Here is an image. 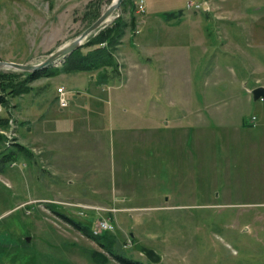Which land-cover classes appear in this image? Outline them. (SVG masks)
I'll use <instances>...</instances> for the list:
<instances>
[{
	"label": "rangeland",
	"instance_id": "rangeland-1",
	"mask_svg": "<svg viewBox=\"0 0 264 264\" xmlns=\"http://www.w3.org/2000/svg\"><path fill=\"white\" fill-rule=\"evenodd\" d=\"M114 1L0 0V61L43 62ZM139 1L125 0L73 65L66 58L30 83L0 70L30 88L1 105L0 264H121L56 211L145 264L137 243L162 255L158 264H264V191L237 182L240 77L249 91L264 85V46L250 35L262 2L220 0L208 13L203 0H152L175 15L150 18ZM109 29L113 43H97ZM104 47L114 66L72 67L98 63ZM263 108L252 101L243 117L257 126ZM103 222L112 229L95 232Z\"/></svg>",
	"mask_w": 264,
	"mask_h": 264
},
{
	"label": "crops",
	"instance_id": "crops-1",
	"mask_svg": "<svg viewBox=\"0 0 264 264\" xmlns=\"http://www.w3.org/2000/svg\"><path fill=\"white\" fill-rule=\"evenodd\" d=\"M146 5V13H148L150 18L159 17V16H167L170 15L174 16L175 13L170 12V10H164L162 9L163 6H159L155 3H153L152 0H144ZM262 2L261 6L264 7V0H259ZM222 1L220 0H203L204 3V9L208 13L216 12L217 10H220V6ZM173 4H176V2H173ZM191 2L187 3V7L189 10V5ZM222 7V6H221ZM200 10V9H196ZM185 10L182 9L178 13L179 15H183V12ZM228 12V11H227ZM239 14L242 13L243 15H247L250 13V9H242L238 11ZM171 13V14H170ZM177 13V12H176ZM196 13V12H193ZM224 14L221 11V20H224ZM144 17V16H143ZM148 17V18H149ZM147 18V19H148ZM257 21L252 24V28H250L251 31V37L254 40V43H257L259 46H264V12L259 13L257 15ZM145 23V18H142L141 24ZM262 37V39H257ZM153 45H155L153 43ZM157 45V44H156ZM123 47V45H122ZM141 62V61H140ZM259 62V61H258ZM261 69L260 62L258 66V70ZM260 77V74L258 78ZM249 78V75L245 74L242 77H240V82H242L243 88L241 89V92L243 94V98L245 99V103L243 105L244 112L242 111V114L240 115V143L244 145V153H240V180L237 182H240V190H243V185H252L255 189V191H264V108L262 110L263 116H258L257 118V126H252V118L243 117L244 113L246 112L247 106L252 103V101H255L253 98L252 90L256 87H253L251 91H249V88L246 87V80ZM246 81V82H245ZM117 86V85H116ZM121 86V85H118ZM264 86V85H259ZM244 102V101H243ZM247 115V113H246ZM248 116V115H247ZM1 118H5V116L0 115ZM35 136V135H34ZM244 174V175H243Z\"/></svg>",
	"mask_w": 264,
	"mask_h": 264
},
{
	"label": "trees",
	"instance_id": "trees-1",
	"mask_svg": "<svg viewBox=\"0 0 264 264\" xmlns=\"http://www.w3.org/2000/svg\"><path fill=\"white\" fill-rule=\"evenodd\" d=\"M94 15V14H93ZM92 15V16H93ZM134 17V16H133ZM133 20V27H135V25H137L136 21ZM121 19H119V21L116 23L117 25H121ZM121 27V26H120ZM114 29V28H113ZM113 29H109L107 31H102L99 34V37L101 38L100 40H96L97 43H104V42H109V43H113L114 39L116 38V36H114V31ZM122 29V28H121ZM120 35V34H119ZM117 34V37L119 36ZM89 43H94V41L92 40ZM109 49V48H108ZM107 48H98V50H96V52H94V60L95 58L98 60V63H93V65L89 64V65H82V66H72L75 67V69L78 70H92L96 68H100L101 66H105V65H110V66H114L115 65V61L114 58L112 57V51L108 50ZM80 49L76 50L75 52H73L71 55H69V57H67L66 62L69 65H73L76 63L77 58H75L78 54H79ZM110 52V53H109ZM111 56V57H110ZM49 69H45L42 71H38L35 73H30V72H23L24 74L28 75V83L30 82H35L43 77H46L48 75H50L49 73ZM17 74H5V73H0V88H1V92H0V105H5L6 107L9 105V100H8V94L11 95H17L20 93H26L29 92L30 88H28L27 82L26 83H16V85L12 84V82H9L8 79L10 80H15L17 78ZM15 83V82H14ZM19 84V85H18ZM7 120L5 118H1L0 117V125H4L6 124ZM59 215L63 216L64 218H66L67 220L71 221L77 228L81 229V231H83L84 234L88 235L89 237H92L94 239H96L97 241H99L100 245L102 246V248L106 249L107 251H109L111 253V255L113 256V258L118 261L121 264H145L142 261L139 260H134L131 259L127 256L121 255L119 253L114 252V250L111 248V246L108 244V246H105L103 242V240L107 239L108 240V236H94V233L91 231V229L87 228V227H83L80 224H77L76 222H74L73 220L67 218L64 214H62L61 212L56 211ZM2 248V244L0 243V251ZM109 261V258L106 255H103L101 257V264H107Z\"/></svg>",
	"mask_w": 264,
	"mask_h": 264
},
{
	"label": "water",
	"instance_id": "water-1",
	"mask_svg": "<svg viewBox=\"0 0 264 264\" xmlns=\"http://www.w3.org/2000/svg\"><path fill=\"white\" fill-rule=\"evenodd\" d=\"M124 1L125 0H115L107 8V10L80 36H78L70 44L49 55L43 62L39 64H23L10 61H0V70L9 68L23 72L35 73L56 65L58 62L66 59L69 55L78 50L84 44L85 40L88 39L92 34L102 29L104 25L111 19L112 15L121 9ZM252 94L255 101H264V86H259L253 89ZM132 237H135L134 234H132ZM30 241L31 237H28L27 242ZM135 248L144 254L152 264H158L162 259V255H160L154 249L144 246L142 243H137Z\"/></svg>",
	"mask_w": 264,
	"mask_h": 264
},
{
	"label": "built area",
	"instance_id": "built-area-1",
	"mask_svg": "<svg viewBox=\"0 0 264 264\" xmlns=\"http://www.w3.org/2000/svg\"><path fill=\"white\" fill-rule=\"evenodd\" d=\"M196 6H201L199 4H195ZM194 5V6H195ZM192 6L191 4L189 5ZM138 7V11L141 13H144L146 10V6H145V1L144 0H140L137 4ZM59 92V96H60V104L62 107H67L69 105V100L66 97L67 92L65 91V88H59L58 90ZM3 112V107L0 105V114ZM112 225H110L108 222H103L101 223L99 226L96 227V229L94 230L95 232H98L99 234L101 233V231H110V229H112Z\"/></svg>",
	"mask_w": 264,
	"mask_h": 264
},
{
	"label": "bare ground",
	"instance_id": "bare-ground-1",
	"mask_svg": "<svg viewBox=\"0 0 264 264\" xmlns=\"http://www.w3.org/2000/svg\"><path fill=\"white\" fill-rule=\"evenodd\" d=\"M197 8H200V6H198Z\"/></svg>",
	"mask_w": 264,
	"mask_h": 264
}]
</instances>
